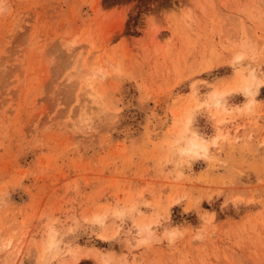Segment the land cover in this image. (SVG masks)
<instances>
[{"label":"rangeland","instance_id":"obj_1","mask_svg":"<svg viewBox=\"0 0 264 264\" xmlns=\"http://www.w3.org/2000/svg\"><path fill=\"white\" fill-rule=\"evenodd\" d=\"M0 264H264V0H0Z\"/></svg>","mask_w":264,"mask_h":264},{"label":"bare ground","instance_id":"obj_2","mask_svg":"<svg viewBox=\"0 0 264 264\" xmlns=\"http://www.w3.org/2000/svg\"><path fill=\"white\" fill-rule=\"evenodd\" d=\"M259 78L256 76V75H253L252 76V81L250 82L251 83V85L248 87L247 86V89H246V94H248V95H253L256 91H257V89H258V87H259ZM224 95V94H223ZM222 95V96H223ZM219 96H221V95H219ZM218 97L217 96V105L219 106V105H221L222 104V100L224 99V97ZM216 98V97H215ZM153 117H154V119H155V122H154V128H153V135H156V134H158L159 132H161L162 130H164V128H165V126H166V124H167V122H168V116H167V114L165 113V114H163V115H160V114H158V113H156V114H154L153 115ZM188 127V126H187ZM194 136V135H193ZM192 136V137H193ZM191 137V141H190V148H189V150H190V152H191V150L193 151L195 148H197V147H201L200 149H202L203 148V150H205V148L203 147V144L202 145H198L197 144V136L195 135L193 138ZM188 150V151H189ZM193 152H195V150L193 151ZM146 229L147 230H149L150 229V227H146ZM51 245H50V248H51V246H53V241H51V243H50Z\"/></svg>","mask_w":264,"mask_h":264}]
</instances>
